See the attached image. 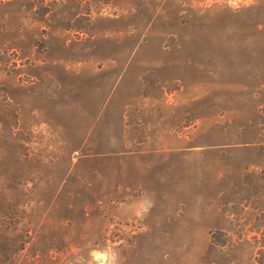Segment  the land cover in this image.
<instances>
[{"label": "rangeland", "instance_id": "374dc122", "mask_svg": "<svg viewBox=\"0 0 264 264\" xmlns=\"http://www.w3.org/2000/svg\"><path fill=\"white\" fill-rule=\"evenodd\" d=\"M262 244L264 0H0V264Z\"/></svg>", "mask_w": 264, "mask_h": 264}, {"label": "trees", "instance_id": "16d2710c", "mask_svg": "<svg viewBox=\"0 0 264 264\" xmlns=\"http://www.w3.org/2000/svg\"><path fill=\"white\" fill-rule=\"evenodd\" d=\"M223 243V242H222ZM262 247L259 248V252H257L256 261L259 264H264V244L261 245Z\"/></svg>", "mask_w": 264, "mask_h": 264}]
</instances>
